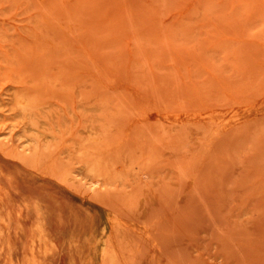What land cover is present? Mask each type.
I'll use <instances>...</instances> for the list:
<instances>
[{
	"label": "rangeland",
	"instance_id": "374dc122",
	"mask_svg": "<svg viewBox=\"0 0 264 264\" xmlns=\"http://www.w3.org/2000/svg\"><path fill=\"white\" fill-rule=\"evenodd\" d=\"M18 93L59 113L54 145L27 149ZM92 117L120 169L150 163L112 206L23 161L78 167ZM0 195V264H28L40 224L45 264H81L70 237L100 240L123 206L163 250L131 231L129 264H264V0H0Z\"/></svg>",
	"mask_w": 264,
	"mask_h": 264
},
{
	"label": "bare ground",
	"instance_id": "6f19581e",
	"mask_svg": "<svg viewBox=\"0 0 264 264\" xmlns=\"http://www.w3.org/2000/svg\"><path fill=\"white\" fill-rule=\"evenodd\" d=\"M10 107L12 108V106ZM13 107L18 111V116L14 119L18 122L16 126L20 127L19 133L23 137V143L28 146L27 149L36 150L39 142L42 141L47 147L52 146L63 133L57 120L59 113L50 111L35 96L18 93L15 95ZM91 120L93 117L81 129L85 138L79 140L72 148L67 149L68 153L78 159L77 163L80 164L78 167L61 168L54 163L53 165L42 164L36 156L30 158L28 155L23 157V161L42 174L51 176L66 186L87 193L89 198L103 205L112 206L113 200L122 194V190H114L112 186L123 184L129 176L135 181V176L138 173L149 175L147 169L150 163L125 162L124 168L120 169L122 163L119 164L118 160H122V158L120 155H116L114 158L113 153L120 154L122 144H111L105 136V131L93 124ZM85 140L98 145L85 148L83 146ZM123 160L127 161V159ZM3 201L4 197L0 195V222L7 224L9 219L3 214ZM143 201L141 198L140 202ZM130 210V208L123 206L117 212H113L109 217L110 231L100 240H92V234L84 236V238L82 236L76 237L75 234L70 237V244L74 246L76 252L82 255L83 252L87 251L90 254L85 259L82 257L81 264H129L131 245H135L131 240V236L134 235L131 231L140 233L149 240L157 255L163 253L160 241L154 236L155 227L137 216L131 220L126 219L124 213H131ZM30 237L33 239L31 243H29ZM137 237L141 236L137 235ZM22 242L23 247L30 251L28 264H45L42 257L43 251L44 249L48 251L50 244L54 243L41 224L36 225L31 231L27 230L22 236Z\"/></svg>",
	"mask_w": 264,
	"mask_h": 264
},
{
	"label": "crops",
	"instance_id": "0c3cea01",
	"mask_svg": "<svg viewBox=\"0 0 264 264\" xmlns=\"http://www.w3.org/2000/svg\"><path fill=\"white\" fill-rule=\"evenodd\" d=\"M33 204H34V203H33ZM36 212H37V211H36V209H35L33 215H32V214H26L25 217H27V218H28V217H29V218H31V217H35V216H36ZM17 220H18V223H19V222H24L23 225H27V223L29 222L27 219H23V220H21V219L18 218ZM18 223H16V224H15V223H12V224L16 225V227H17ZM31 223L35 225V222H32V221H31ZM33 227H34V226H33Z\"/></svg>",
	"mask_w": 264,
	"mask_h": 264
}]
</instances>
